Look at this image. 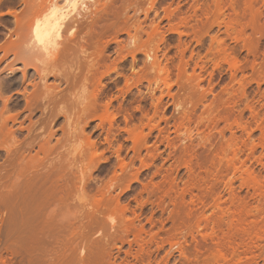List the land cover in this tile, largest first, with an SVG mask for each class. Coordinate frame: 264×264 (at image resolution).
<instances>
[{
	"label": "rangeland",
	"instance_id": "obj_1",
	"mask_svg": "<svg viewBox=\"0 0 264 264\" xmlns=\"http://www.w3.org/2000/svg\"><path fill=\"white\" fill-rule=\"evenodd\" d=\"M37 2L0 0V98L7 99L9 112L0 99L3 146L9 142L4 144L1 137L6 116L18 115L24 126H37L40 119L39 112L31 121L25 119L29 112L23 94H36L33 85L39 79L27 66L23 83L19 60ZM92 10L91 17L99 19L89 18L93 24L87 23ZM82 13L85 20L81 18L75 32L81 49L73 45V54L67 53L56 71L67 75L76 64L83 69L90 62L103 65L87 74L83 92L94 94L100 72L108 69L98 103H110L116 118L111 127L107 118L84 126L100 161L84 191L73 202L57 205L50 219L28 230L19 217L27 207L0 199V264H264V0H99L85 12L88 16ZM105 22L116 24L117 32L115 27L102 34ZM226 23L232 28L226 29ZM155 27L159 32L153 35ZM215 38L221 41V53ZM154 54L168 69L173 95V100L163 98L157 109L155 88L165 73L152 68ZM229 59L238 64L232 67ZM56 78L49 75L47 84L59 85ZM154 113V121L145 127ZM126 124L143 129L136 150L123 130ZM62 125L59 117L52 143L62 141L57 129ZM61 143L57 146L65 156L74 143ZM117 152L127 164L123 171ZM5 154L0 150L1 166L7 162ZM86 156L77 160L79 169H91ZM59 158L61 165L71 161L69 156L63 157L66 162ZM65 166L64 171H71ZM16 169L22 189L33 171ZM8 175L4 173L5 181L1 178L2 184L9 180L7 191L17 186ZM76 190L70 176L64 192ZM13 208L17 217L6 219Z\"/></svg>",
	"mask_w": 264,
	"mask_h": 264
},
{
	"label": "bare ground",
	"instance_id": "obj_2",
	"mask_svg": "<svg viewBox=\"0 0 264 264\" xmlns=\"http://www.w3.org/2000/svg\"><path fill=\"white\" fill-rule=\"evenodd\" d=\"M38 1L39 2H37L35 10L31 13L30 19H28V23L26 26L27 33H26V38L24 40L26 41L24 45L25 50L23 54H20L23 56H21L22 58L20 57L19 60L23 62V66H24V68L22 69L23 72L21 74L22 75L21 77L23 78L22 79L23 83L26 80L25 68L27 66L32 68V70L34 71V74L39 79L38 80L39 83L36 82L38 85H35V84L33 85V88L38 89L37 91L35 89V91L37 92L36 94L34 93L28 94V96H26V93L23 94L24 98L23 97L22 98L25 101L26 109L29 112V115H27V118L25 119L31 121L30 116H32V114L36 112L40 113V119L39 121H37L38 122L37 126H35L36 123H33V124L31 123L32 125L24 126L23 125L24 121H19L18 115L10 114L6 116L5 121L3 123L4 132L1 133V137L4 140L3 142L4 144L8 140L9 142L6 146H3V144L0 143V150L6 153L5 160L9 162L7 165L9 166V168L11 166L10 168L11 170H9V168L8 170H6L5 168H7V166H4V165L7 162L4 163L5 162L4 161L3 162L4 165L3 166L0 165L1 173L3 171L5 174L8 175L9 174L8 171H12V174L14 171V174L16 173L15 175L19 177L17 175L18 172H15L18 170L17 169L15 170V168H18L21 171L23 169L24 171L25 170L33 171L32 177H29L25 180L27 181L26 183L30 181L31 182L28 183L26 186L22 187V189L18 188V185L21 186V184H17L19 178L17 179L14 176V174L11 176L15 177L16 180L15 179L13 180V177L11 178L10 174L8 175V178H10V183L17 181L14 183L15 185L17 184V186L16 187L14 186V188L12 186L13 189L11 190L9 189L8 191L6 189H8L9 187L8 188L6 187L8 186L6 185V183L9 180L6 178L8 181L5 182V184H2L5 181V177H3L4 173H2L3 176H1V178L3 177L4 181H2L3 179L0 178V182L2 181L0 183V193H1L0 199L6 200L3 202H8L9 200L16 201V202H11V203L21 204L27 207L25 209L20 210L19 217H21L22 222H26L25 228L28 230L29 229L31 230L32 226L34 227V223L38 222L39 224V223H43L46 219H50L52 215L55 213L56 211L55 208L57 205L64 204L65 202L66 203L73 202L74 199H76L74 198V196L77 195L79 192H83L85 185L91 179L90 171L94 170L96 165L99 163L100 159L97 154L98 152L97 145L95 141H93L92 135L88 133L87 135L85 134L84 126H87L90 121H93L96 119H98V121L99 120L101 121L103 118H107L109 121V126L111 127V122L114 121L116 118V115H114L113 112H111L110 110V103H105L103 106L98 103V93L100 92V87L102 84L101 80L104 78V76L107 75L108 69L107 71L105 70L106 71L105 73L101 70L102 73L100 72L101 75L99 74V77L97 78V80L95 79L96 78L95 75H93V78L95 77L94 80H96L95 83H97L96 85L98 86L97 87L95 85L97 87V89L95 90L96 94L94 92V94L89 93L91 94L90 96H87V95L84 96L86 94L84 93L86 92L85 88L87 87L85 82H88V79L90 78V76L88 78L87 74H89V72H93L94 67L96 66L100 67L103 65L99 66V63L97 64V61H95L96 64L93 62H90L87 64L86 67L84 66L85 68L83 69L81 67L82 64L79 62L81 65L80 64L74 65L75 68L73 69V71H71L72 68L71 70H69L71 71L70 74L68 72L67 75L66 74L58 75V72L56 71V69L60 70V68L58 69L59 66H57L60 63V60L63 57H64L63 59H65V56H68L69 54L67 53H70V51H72V54H73L74 50H72L73 49L72 46L74 45V47L77 48L76 44L78 45L77 43L78 40H79V44L82 43L80 42V38L78 39L79 36L77 38L75 37V32L77 29L76 27L81 23L82 19H84V15L83 13L81 14V11L84 12V14L85 12L87 13V11H89L92 7H94L96 4L99 3V0H62V4H58V0H38ZM96 9L97 8L95 7L94 10ZM88 15H87L88 20L89 18H92L91 22H93V19L96 16L94 17H91V16L95 15V11L92 10L90 14L88 13ZM78 16H81V17L78 19L77 18ZM87 16H85V18ZM90 20L87 21V23L90 22ZM94 20L97 21L99 19L96 18ZM85 22L86 21H83V23L87 25V23ZM111 22L110 23L108 22L109 25L107 24V22H105L107 26L106 27L104 26L103 30H100L102 34H104L103 32H106V31L109 32V30L111 31L113 28L117 26L116 24H115L116 26L114 24H111ZM112 23H116V22H112ZM225 25L227 26L226 29L232 28L231 23L230 24L226 23ZM90 26L92 25L88 24V28ZM114 30L116 31L117 27ZM174 30L178 34H182L178 28L176 29L175 27ZM158 32H159L158 28L155 27L152 33L154 35ZM88 37L90 36L88 35ZM91 37L93 38V36ZM130 39L133 40L132 37H130ZM214 40L215 42H217V45L220 48L222 46L221 41L218 38H215ZM81 41L85 42L84 39L83 40L81 39ZM86 46H89V45H86ZM77 51L78 50H76V52ZM99 52L101 51L99 50ZM219 52L221 53V48ZM83 53L84 51H81L80 55H82ZM72 54H71V57H72ZM74 56H77V55H74ZM152 56H153L152 57L153 62L151 64L152 68L155 67L158 72L165 73L164 78L162 79V84H160V86H157L155 88V90H157V92L159 93V97L155 98V101H156L155 106L157 109V105L161 103L163 98L173 100V95L171 93L172 88L169 83L170 76L167 71L168 69L166 70V68H163V66L161 67V63L159 62L158 56L156 54ZM78 59H76V61ZM99 59L103 61L102 58H99ZM232 59L231 60L229 59V60L232 61ZM73 63H74V60H73ZM230 64L232 65V67H235L238 64V62L237 60H233ZM77 65H79L83 70H81L80 67H76ZM105 67H107L106 64H105ZM67 70H68V67H67ZM54 71H56L57 74ZM94 71H98L97 67H96V70L94 69ZM55 74H56V77L58 76L60 78L59 85L52 84V86H49L47 84V77H49V75H52V77L56 78ZM138 81L140 82V80ZM62 85H65V86L63 87ZM197 86L200 87L201 85L198 83ZM81 92L84 94H82ZM152 95L154 98L155 94H152ZM0 99L4 101L3 106H4V109L6 110L7 109L6 108L7 99L5 100L4 98H0ZM6 112L9 113L7 110ZM155 115L156 113H154L152 118L148 120V123L144 125L145 127H149L150 122L154 121L153 119L155 118ZM59 117L63 118L64 120V125L57 128V129H60L59 131L62 132L61 135L63 137L61 138L62 140L61 142H67L68 144H70V146L73 143L75 144V145L73 144V146L71 147L72 148L71 150L69 149L70 151L67 148L66 150L68 151H66L65 152L66 154H64L66 157L69 156L70 159L65 158V156L62 155L64 152L62 153L61 151H59V149L62 150L60 146H59L60 148L58 149L57 145L62 144L63 146V143L60 142V138H57L59 140L57 139L55 140L56 143H52V141L56 138V133H57V131L54 130L53 127L55 126ZM81 121L84 123L83 125L79 123ZM8 123H10L11 126L8 125ZM102 126L103 124L100 125V129ZM151 127L154 128L155 125L152 124ZM123 130L130 138L133 144V150H136L138 145L140 144V141L142 140L141 137L143 134V129L138 128V127L130 128L126 124ZM17 135H21L22 138L18 139ZM63 138H65V141ZM58 142L61 144H58ZM64 146L68 147L67 144L66 145L64 144ZM169 146H170V142L167 141V147ZM58 153L62 156H60ZM118 153L119 152H117V158L119 159ZM87 154L90 155L89 163L91 165V169L89 170L88 168L86 170L79 169L81 162L79 163L78 161L80 160L83 161L84 158L86 159ZM55 157L57 158L62 157V159L64 157V159L71 160L69 163L67 161L68 164H66V166L68 165V167H70V170L74 171L73 173H75L76 171L77 175L75 176L74 174L75 176L74 177L73 175H71L72 174L71 171H64L66 169L64 168L63 170L62 168L63 166H65V165H61L63 163L62 160L60 161V163L62 162L60 164L58 162L59 160L57 158L55 159ZM119 160L120 162H119L118 168L120 169V171H123V169L125 170L127 168V164L124 162L123 159H119ZM64 161L66 162V160ZM71 166L73 167L72 169H71ZM70 176L73 177L74 181L76 182V189H77L76 191H74L75 193L72 195L64 192L66 188V183L67 181H69ZM134 179L135 181H137L136 176ZM4 190H6L7 193ZM3 193H5V195H3ZM6 194H9V195H6ZM103 196H104V193L101 192L99 197H101L102 199ZM101 199L100 200L98 199L99 202L101 201ZM98 200H96L97 203H99ZM123 210H124V207L121 208V211ZM10 211L11 213L9 212V215L6 219H9V218H10L9 220L15 219L17 217L16 208L15 210L13 208V211L12 210ZM23 218H25V221ZM110 221H112V219ZM113 226L115 225L113 222H111L110 231L116 230L114 229L115 227L113 228ZM124 229L125 231H127L128 227L125 226Z\"/></svg>",
	"mask_w": 264,
	"mask_h": 264
}]
</instances>
